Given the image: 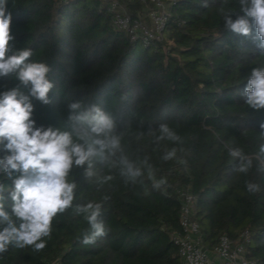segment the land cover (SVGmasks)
Here are the masks:
<instances>
[{"label":"trees","instance_id":"16d2710c","mask_svg":"<svg viewBox=\"0 0 264 264\" xmlns=\"http://www.w3.org/2000/svg\"><path fill=\"white\" fill-rule=\"evenodd\" d=\"M116 1L131 18L146 20L153 7L148 0ZM108 6L105 0H8L9 54L31 49L28 62L50 69V102L30 97L36 127L70 132L84 143L73 129L90 126L69 117L96 106L112 119L110 135L120 148L73 165L67 180L76 185L74 200L54 218L46 247L9 246L0 264H181L171 234L181 231L182 190L195 197L201 247L210 251L221 235L235 240L246 230L245 256L264 264V110L249 108L241 95L251 70L264 67V53L251 37L225 28L222 12L238 11L237 0H174L160 38L148 43L116 28ZM13 88L28 94L15 74L0 77V92ZM77 102L73 112L69 106ZM161 125L180 139H160ZM172 149L175 156L164 160ZM236 149L252 161L247 173L237 171ZM123 158L143 171L134 182L122 174ZM150 170L155 180L166 179L160 190ZM248 182L261 191L249 193ZM0 183L10 212L12 179L0 172ZM88 202L102 204L107 235L84 245L91 228L78 209Z\"/></svg>","mask_w":264,"mask_h":264},{"label":"clouds","instance_id":"9594fccd","mask_svg":"<svg viewBox=\"0 0 264 264\" xmlns=\"http://www.w3.org/2000/svg\"><path fill=\"white\" fill-rule=\"evenodd\" d=\"M237 4L238 11L222 12L225 28L245 38L251 37L256 48L264 53V0H237ZM7 5L8 0H0V77L15 74L20 85L28 89V94L19 88L0 92V151L8 153L0 157V172L13 182L10 212L4 208L5 186L0 183V253L6 252L9 246H32L35 251H40L46 247L44 238L50 237L54 218L72 206L76 185L67 177L73 165L83 166L97 155L106 159V151L114 153L119 150L120 140L110 135L112 119L96 106L87 113L69 117L85 121L90 126L73 129L84 143L74 142L73 133L52 127H36L31 118L34 106L30 97L44 104L50 102L48 93L53 88V83L47 78L50 69L43 62H28L33 54L31 49L9 54L12 51L10 41L14 36L11 33L12 12ZM241 95L249 108L264 110V67L251 70ZM69 107L75 112L81 105L77 102ZM261 128L264 129V124ZM160 131V139H180L167 125H161ZM260 152L264 153V145H261ZM175 154L176 150L172 149L163 159L170 160ZM231 155L241 159L237 171L247 173L252 161L239 149L232 150ZM122 163V174L133 182L143 175V171L126 158ZM149 179L154 180L153 188L157 190L167 184L164 178L155 180L151 170ZM246 189L252 194L261 191L260 185L252 182L246 183ZM101 210L102 204L93 202L78 209L84 213V219L91 228V232L83 236L81 242L84 245L94 244L98 238L107 235L105 225L99 219Z\"/></svg>","mask_w":264,"mask_h":264},{"label":"built area","instance_id":"2783aa9c","mask_svg":"<svg viewBox=\"0 0 264 264\" xmlns=\"http://www.w3.org/2000/svg\"><path fill=\"white\" fill-rule=\"evenodd\" d=\"M109 11L113 12L112 23L114 26L129 35L131 41L140 39L148 43L159 39L169 18L167 7L174 0H148L153 5L146 14V20L131 18L125 11L118 10L116 0H105ZM181 208L179 224L181 231L171 234L173 244L181 264H255L254 260L245 256V246L249 242V234L246 230L239 233L233 240L227 235H221L212 250H203L200 244V228L194 218L195 197L189 191H180ZM217 257L215 262L211 255ZM50 264H59L53 261Z\"/></svg>","mask_w":264,"mask_h":264},{"label":"crops","instance_id":"0c3cea01","mask_svg":"<svg viewBox=\"0 0 264 264\" xmlns=\"http://www.w3.org/2000/svg\"><path fill=\"white\" fill-rule=\"evenodd\" d=\"M211 258L215 261V262H217L218 261V259H217V257L216 256H214L213 254L211 255Z\"/></svg>","mask_w":264,"mask_h":264},{"label":"water","instance_id":"95a60500","mask_svg":"<svg viewBox=\"0 0 264 264\" xmlns=\"http://www.w3.org/2000/svg\"><path fill=\"white\" fill-rule=\"evenodd\" d=\"M202 249H203V250H205V248H204V247H203Z\"/></svg>","mask_w":264,"mask_h":264}]
</instances>
